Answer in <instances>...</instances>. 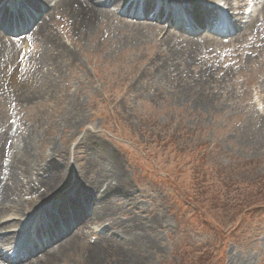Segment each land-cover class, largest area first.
Masks as SVG:
<instances>
[{
    "label": "rangeland",
    "instance_id": "obj_1",
    "mask_svg": "<svg viewBox=\"0 0 264 264\" xmlns=\"http://www.w3.org/2000/svg\"><path fill=\"white\" fill-rule=\"evenodd\" d=\"M258 18L263 28L256 36L263 38L207 34L191 44L164 42V32L124 16L94 38L79 39L55 17L48 25L65 54L42 66L34 43L23 48L16 70L24 78L50 74L47 83L56 87L23 90L24 82L13 92L0 80V145L9 130L27 142L29 164L66 169L81 187L95 176L90 154L103 165L112 160L135 204L120 202L118 216L127 220L131 213L145 226L144 240L125 238L123 251L144 247L142 264H264V9ZM166 57L168 69L161 67ZM53 148L56 160L48 163ZM118 226L100 230L129 228ZM102 236L89 230L85 256L75 247L53 264L134 262L100 251ZM45 238L35 239L34 252L15 264L34 260Z\"/></svg>",
    "mask_w": 264,
    "mask_h": 264
},
{
    "label": "bare ground",
    "instance_id": "obj_2",
    "mask_svg": "<svg viewBox=\"0 0 264 264\" xmlns=\"http://www.w3.org/2000/svg\"><path fill=\"white\" fill-rule=\"evenodd\" d=\"M139 1H141L140 4ZM139 1L0 0L1 82L4 83L5 80L6 86H10L9 91L13 92H20L19 87L22 86L24 82L23 90L31 87L35 88L36 85L38 88L45 91L55 89L56 86L53 83H47L46 79L47 76H51L50 74L44 76L39 72L40 75L38 77H33V75L30 74V77L24 78L20 76L16 70V65L23 59V48L34 43L40 45V47L37 48H40L41 54L39 58L41 59H39V61H42V66L49 68L53 66L55 64L53 60V55L55 56V53L59 54L55 57H62V55L65 54L63 46L54 38L50 26L48 25L55 17L64 18L62 22L67 24L68 31L70 33H75L79 39H90L94 38L99 28L108 23V21L115 22L118 20L116 13L127 6L126 14L129 13L131 8H134L133 14L138 12L141 17L139 19H143L142 23L135 25L143 27L151 26L158 34L164 32V35H166L164 42L188 41L191 44H197L200 43L201 40H207L206 34L210 33L207 25L211 27L212 23H215L221 15L229 20L230 23L239 24V26L243 24L242 9L245 7V4L242 6L240 5V3L244 2L243 0H215L220 4L219 6L223 7V12H221L222 10L219 9V7L210 9L197 0H166V3L162 2L160 6L157 3L158 0ZM211 1L212 0H205L206 3ZM251 2L254 6L259 5L262 10L264 9V2L260 3L261 1L259 0H252ZM157 5L159 9L156 10ZM36 10L43 13L39 19L34 17ZM164 10H166L167 13L166 19L162 20L165 13L163 12ZM178 15H182L183 17ZM173 16H177L175 17L177 20H181L182 18L187 19L191 35L187 32H183L187 34V36L183 35V33L177 35L169 29L171 24H178L175 18L174 20L171 19ZM35 19L37 23H33ZM26 20L28 24H32L30 30L26 27ZM147 21L148 23H146ZM167 21L170 22L169 26L165 24ZM119 23L129 27L128 23ZM16 24L21 26V28H19L20 31L16 30ZM10 26L12 30H9ZM258 29L259 26H253V21L250 19L242 34L247 33L250 34L249 36L258 39L256 36ZM232 30L235 32L237 30L236 26H234ZM12 33L22 35V37L20 36L18 41H9L5 36L10 38L9 35ZM192 34H194L193 36L198 35V37H190ZM199 34H203L204 38H200ZM21 43H23V48H21ZM73 63H75V58H73ZM161 67H166L168 69L167 57L164 59V63L162 61ZM13 70L15 73H13ZM157 72L160 75L159 70ZM201 72H204V75H206L209 69L201 70ZM56 75L54 76L55 78ZM18 77L21 79L19 80ZM200 79L201 77H199L198 80ZM30 80L31 82L29 83ZM33 96L36 95L33 94ZM5 97L8 98L10 96L5 95ZM257 132H259V129ZM4 137L5 143L12 141L14 144L9 148V151L5 146H2L0 150V217L6 212L11 211L16 214L10 215L5 219H0V237H3V242L0 245V260H13L16 256L10 258L9 254L17 255L21 250L27 251V253L28 251L31 252L30 247H27V244L24 245L27 238L33 235L39 237L49 231L52 233L51 229L53 226L58 225L59 222L66 223L71 217L72 221L69 223L68 227L64 225V228L70 230L73 226L72 224L77 223L80 227L79 232L71 239L65 251H62L60 254V251H56L48 255L45 260H49V262L45 264H53L62 261L60 258L75 247L80 248V251L82 250L85 256L88 245L83 239L86 237L88 231L98 224H106L109 227L118 226L119 224L129 226V228H125L121 231L112 229L110 231L118 233V236L122 240L124 238H137L140 241L144 240V225L136 224L133 218H131V213L130 217L127 216V220H123L118 216V209L121 205L127 208L135 204L132 197L129 198L127 196L128 187L124 181L122 182V175L117 172L115 163L111 162L112 160L109 161L108 165H103L100 159L94 162V156L90 154V160L92 161L90 172L95 176L91 179L92 184H86L81 187L78 183L72 181L75 178V174L72 172L67 174L66 169L59 171L54 167H47L49 169H46V165L39 167V164H29L27 162V142H17L13 139L15 137L9 130L5 132ZM55 153L56 150L53 148L50 155L46 157L47 159L45 158V161L48 163L54 162L55 160L53 158ZM79 177L86 181L87 177L82 178L80 175ZM98 187L102 191L101 194L97 190ZM95 188V195H93V198H90L89 195L92 189L94 190ZM61 196L66 197L57 202V198ZM120 202L121 205H119ZM35 206H38L37 210L30 213L27 212L30 208ZM53 207L55 208V210H53L55 212L53 213H56V215L47 212L43 214V210L45 211ZM90 207H92L90 215H82V210L89 209ZM13 220L16 222L10 224ZM41 221L42 224L39 225ZM47 223L49 225H46ZM51 223H53V225ZM8 224L11 226H8ZM153 224L154 221L150 223V226ZM8 227L10 229H15L14 234L11 235L8 233ZM94 229L96 233L101 234L98 229ZM51 233L47 237H51ZM60 236L64 237L63 235ZM82 243L86 244L84 248L80 246ZM110 243L111 236H102L99 239V244L104 249L100 250V247L96 249L90 248L91 254L93 251L94 254H96L95 252L99 253L98 251L100 250L105 254L107 253L109 257H113L116 261H121L124 257H130L134 259L132 264L143 263L144 247L142 248V246L135 244L133 245V252L131 250L132 253L129 254V249L123 251V247H113ZM11 250H13V252L10 253ZM91 260L92 259H90V261ZM123 262H125V259ZM91 264L101 263L94 261Z\"/></svg>",
    "mask_w": 264,
    "mask_h": 264
}]
</instances>
